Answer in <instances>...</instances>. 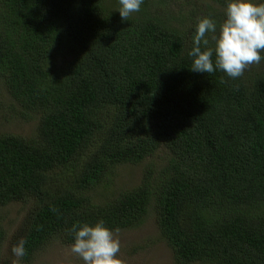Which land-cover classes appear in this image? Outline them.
I'll list each match as a JSON object with an SVG mask.
<instances>
[{"label": "trees", "instance_id": "obj_1", "mask_svg": "<svg viewBox=\"0 0 264 264\" xmlns=\"http://www.w3.org/2000/svg\"><path fill=\"white\" fill-rule=\"evenodd\" d=\"M225 6L144 0L126 21L119 0H0V80L11 112L38 119L29 137L0 134V206L34 204L11 242L26 241L22 262L71 244L77 222L122 231L151 205L176 264H264V61L230 79L187 55L197 22H222ZM141 161L136 187L103 204L85 194Z\"/></svg>", "mask_w": 264, "mask_h": 264}, {"label": "clouds", "instance_id": "obj_2", "mask_svg": "<svg viewBox=\"0 0 264 264\" xmlns=\"http://www.w3.org/2000/svg\"><path fill=\"white\" fill-rule=\"evenodd\" d=\"M144 0H119V15L128 21L139 12ZM187 55L190 70L197 73L220 71L230 79L243 76L253 64L264 61V0H226L222 22L205 16L196 24ZM72 235L70 252L82 264H123L118 254L120 240L103 219L93 224L77 222L68 230ZM118 231V230H116ZM26 241L21 239L11 252L17 258L26 254Z\"/></svg>", "mask_w": 264, "mask_h": 264}, {"label": "rangeland", "instance_id": "obj_3", "mask_svg": "<svg viewBox=\"0 0 264 264\" xmlns=\"http://www.w3.org/2000/svg\"><path fill=\"white\" fill-rule=\"evenodd\" d=\"M15 105L0 80V134L12 133L24 137L35 134L38 119L33 114L27 118L15 116V113L11 112ZM158 150L159 154L153 155L156 161L160 154L166 155L163 146ZM145 163L147 162L121 164L112 173L104 175L103 180L85 194L95 204L113 200L120 193L136 187L141 182ZM62 170L63 167L59 166L53 173L59 176ZM33 206L30 201L0 206V230L5 234L3 254L6 257H9V250L13 247L11 242L18 236L24 216ZM114 236L120 240L121 251L118 256L123 264H176L170 249L159 234L155 208L151 205L142 224L114 232ZM70 245L58 240L52 241L41 248L30 262L24 263L19 259L18 264H82V261L70 252ZM11 259L12 264H17L16 257L11 255Z\"/></svg>", "mask_w": 264, "mask_h": 264}]
</instances>
